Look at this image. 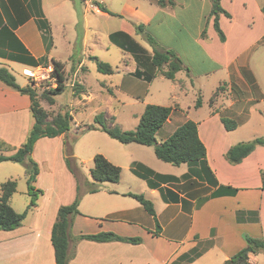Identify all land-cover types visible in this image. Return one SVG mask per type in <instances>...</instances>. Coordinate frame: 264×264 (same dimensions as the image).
Here are the masks:
<instances>
[{
  "label": "crops",
  "instance_id": "obj_1",
  "mask_svg": "<svg viewBox=\"0 0 264 264\" xmlns=\"http://www.w3.org/2000/svg\"><path fill=\"white\" fill-rule=\"evenodd\" d=\"M95 2L118 18L131 21L130 25L122 22L118 32L129 36L127 42L121 39V44L132 51L138 61L141 52L148 57L152 49L136 43L134 24H142L162 50L177 56L188 73L181 70L170 80L169 92H175L174 97L176 91L184 94L189 88L196 95L201 94L203 79L213 81L212 95L220 86L225 87L224 93L213 97L200 116L191 117L193 106H181L179 101H174L169 119L156 134V140L163 142L184 122L196 123L216 185H211L203 172L201 178L189 173L186 164L173 166L156 157L157 160H146L148 156L140 148L145 146L131 143L125 145L128 150L118 148L111 156L103 154L108 162L121 169L120 179L118 183L100 184L97 192L81 197L79 214L71 222L69 250L74 256L68 264H229L235 254L246 248L243 236L264 239V190L260 177L264 171V146L255 147L237 165L229 164L224 157L237 143L264 139V14L261 11L264 0H220L221 8L229 15H218L223 41L214 29L211 0H171L172 4L163 0L161 5L157 0H0V68H6L15 77L12 71L15 66L22 70L36 67L16 61L12 56L27 55L39 62V66L54 60L63 64L66 73L73 74V82L67 88L77 83L83 87L80 96L87 94L79 82L80 73L86 70L85 63L83 59L74 58V36L67 34V28L75 27L77 16L81 17L77 12L79 4L86 27L93 19L98 22L111 17L101 12ZM39 18L48 23L51 39L39 28ZM174 25L178 26V31ZM90 29L95 27L92 25ZM166 31L175 42L162 41L161 32ZM81 40L83 52L85 36ZM133 62L134 66L131 61L130 66L134 69L125 65V73L136 81L117 88L127 98L140 99L146 97L149 90L138 94L137 89L151 88L155 80L165 77L156 74L152 82L146 81L144 75L137 79L135 72L140 67L135 59ZM15 81L20 87L28 84L26 77L22 82L15 77ZM127 85H131L132 92L127 91ZM233 89L240 95H229ZM204 106L201 99V106L194 110L198 112ZM66 112L71 116L70 110ZM103 114L112 119L106 112ZM222 118L234 121L236 128L225 130ZM32 124L29 96L0 81V141L10 149L4 155L14 153L25 142ZM167 125L171 127L160 134ZM71 126L80 127L73 119L69 130ZM66 135L41 138L35 143L32 159L38 167L33 184L36 205L21 226L12 231H0V264H55L52 226L58 209L71 204L77 190L76 180L65 162ZM136 163L155 174L178 180H155L157 187L150 188L131 173ZM2 165H8V172L21 176L18 178L26 183L21 165L12 162H2L0 167ZM6 178L9 179L0 181V185L14 179L12 174ZM201 191L209 194L201 196ZM24 193L28 196L13 194L9 199L16 213H22L31 201L28 191L24 189ZM128 194L142 195L149 200L155 217ZM98 233L139 238L141 242L99 243L74 239ZM248 257L249 264H258L251 253Z\"/></svg>",
  "mask_w": 264,
  "mask_h": 264
},
{
  "label": "trees",
  "instance_id": "obj_2",
  "mask_svg": "<svg viewBox=\"0 0 264 264\" xmlns=\"http://www.w3.org/2000/svg\"><path fill=\"white\" fill-rule=\"evenodd\" d=\"M157 3L161 5L163 4V0H157ZM168 3L172 4L171 0H168ZM211 3L214 29L220 40L223 41L224 35L218 25V15L221 13L225 14L227 17H229V15L221 8L220 0H211ZM93 4L101 12L116 16L109 12L103 5L96 2ZM261 11L264 14V6L261 8ZM37 24L39 28L44 31L45 37L51 39L48 23L43 18H39ZM135 32L136 34L141 35L143 40L152 49V56L150 58L151 65L157 70L165 64L168 65V69L162 74L163 77L173 81L177 72L185 70L188 73V70L183 67L177 56L171 51L162 50L155 39L145 31V27L142 24L135 26ZM124 37L127 38L126 40H129V36L117 32L110 35V40L116 42L121 48L126 49L125 46L121 44V39L118 40V38L124 39ZM12 59L30 67L39 66V62L33 60L27 55L12 56ZM96 64L97 72L104 75L113 74V69L110 65L100 61H96ZM47 65L49 64L44 63L42 66L46 67ZM50 65L53 67L51 77L55 81V88L46 93L44 92L42 99L48 105H53L55 102L54 98L63 94L67 86L70 84V82L68 83V79H70L71 76L64 73V66L60 62L52 60ZM135 75L141 77L143 76V73L136 71ZM155 75L156 74L154 73L143 77H145L146 81H150ZM0 81L19 93L29 96L30 112L33 118V124L25 142L18 149L14 150V153L4 155V153L10 151V149L5 143L0 141V163L12 162L23 167L28 193L31 197V201L26 209L22 213H16L9 205V199L16 192V182L13 180H7L0 185V231H12L21 226L28 212L36 205L37 194L35 193L33 184L38 175V167L32 159V152L35 143L41 138H55L67 134L72 118L69 112H64L62 114L58 113L48 120L46 111L41 107L40 101L37 99L36 89L33 88L31 84L20 87L16 83L15 77L6 68H0ZM76 89H79L75 90L74 88V93L76 94L83 91V87L80 85H78ZM200 106L201 97L199 96L195 102V108H199ZM171 111L172 109L170 107L147 105L139 119L137 127L132 131H123L117 125H106L103 122L104 114L102 113L95 117V123L100 127H92L91 129L100 130L110 139L123 145L134 143L145 147H151L155 157L159 161L173 166L186 164L189 167V173L201 178L203 172L209 183L211 185H216L215 181L211 178V172L206 163L205 148L198 137L196 123L188 120L180 125L165 141L158 142L156 140L157 132L169 119ZM221 122L227 131H232L236 128V123L230 119L222 118ZM257 146H264L263 138H255L248 142L237 143L228 149L224 156L225 160L231 165H237L241 163L242 160ZM67 149L69 152V145L67 146ZM93 164V168L90 171L93 182L88 183L89 187L83 192H81L79 186H77V193L74 201L69 205L61 206L57 211L56 220L51 230V244L54 251L55 264H68L74 256V253L69 250L70 228L73 217L79 214L78 205L82 195L97 192L99 190V185L102 183L119 182L121 169L108 162L102 155H95L93 157ZM66 165L72 175L78 178L76 173L77 169L71 153L67 156ZM131 172L144 180L150 188L157 187L155 180L161 182H175L178 180L172 176L155 174L152 170L139 163L133 165ZM260 177L261 189L264 190V171L261 172ZM229 190L230 189L228 188V191ZM232 192L234 191L232 190ZM128 195L140 203L150 216L155 217L153 205L149 200H146L142 195ZM157 227L159 228L158 225ZM243 238L246 243V248H250L251 254L258 252L264 253V239H253L247 236H243ZM74 239L75 241L88 240L99 243L118 241L139 244L141 242L139 238H122L113 233L80 235ZM250 253H248L245 248L242 249L229 260V264H249L248 256Z\"/></svg>",
  "mask_w": 264,
  "mask_h": 264
},
{
  "label": "rangeland",
  "instance_id": "obj_3",
  "mask_svg": "<svg viewBox=\"0 0 264 264\" xmlns=\"http://www.w3.org/2000/svg\"><path fill=\"white\" fill-rule=\"evenodd\" d=\"M77 11L81 14V17L77 16L75 20V27L73 26L67 28V34L71 35L72 37L74 36L73 42H75L73 46L75 48L72 51L74 58L78 57V59L84 60L86 70L83 73H80L79 82L83 84L87 94L80 96V93H74V88L75 90H79L76 89L78 85L77 83H75L74 87L66 88L63 94L54 98L55 102L53 105H48L42 99V95L44 94V92L46 93L49 90H53L55 88L54 80L50 78L48 80L41 81L38 80L37 76L36 78L31 79L24 75L23 77L21 74L22 68L20 66L13 67L12 71L19 82H22L26 77L28 79V84H31L33 88L36 89L37 99L45 108V111L48 115V120L53 118L58 113L62 114L70 110L73 122H76L80 125L79 129H73V126H71V130L67 132V135L64 138V151L65 162L69 153H71L72 156L73 153L77 154L73 156V160L77 169L76 173L78 175V178H76L74 175L73 177L75 178L76 184L77 186H79L80 191L83 192L87 189V187H89L88 183L93 182L90 171L94 165L93 157L95 155L99 154L105 157L103 154L111 156L112 154L116 153L118 148L128 150V147L118 143L115 140L110 139L102 131L91 129L92 127H100L95 123V117L97 115L106 112L108 116L112 117V119H110L109 117L106 118L104 116L103 122L105 124H107L108 126L117 125L123 131H132L137 127L139 117H141L147 105H157L163 107L169 106L170 108H173L174 101H179L181 106H193L195 108V102L200 96L202 101H204L205 103L204 109L197 112L193 108V110H191V117H195L198 115L200 116L207 109L208 102H210L211 104V99L213 97L219 96L220 93H224L225 87L220 86L215 94L212 95V93L214 92L212 88L213 81H211L210 79H203L201 94L198 93V95H196V92L192 88H189L188 91L184 94L176 91L177 95L174 97L173 94L175 92L171 94L169 92L172 88V82L167 78H159L152 83L151 88H146V86H143L142 88L137 89L138 94L144 93V91L149 90V94L146 95V97H140V99L127 98L117 87L120 85H124L123 87H126L125 84L132 82V80L135 82L136 79H134L133 76L126 77L125 65L134 69L133 66L135 62L133 61L135 59L138 67L141 68V70L139 68V71L144 72V76H148L154 73L162 75L163 72L168 69V65L165 64L157 70L151 65L150 56H152V54L148 57H145L144 52L143 54L141 52V56L139 55L138 61L136 59V55H134L132 51L127 50V48L126 51L125 49L118 46L116 42L110 40V35L118 32V29L121 27L122 22H128L129 25L131 24V21L129 19H120V17L118 18L117 15V17L110 15L111 17H109L108 19L102 18L99 19L98 22H96L97 20L93 19L90 25L86 27L82 20V7L80 6V4L79 6H77ZM92 25L95 27V29H90ZM136 25L138 24L133 25L134 29ZM174 29L178 31L179 28L177 25H174ZM136 35V43H140L144 48L149 47V45L143 40L141 35ZM161 35L163 38L162 41L166 43L175 42L170 39L169 31L161 32ZM83 36H85V46L82 52L81 39L83 38ZM120 39L126 41L127 38H118V40ZM92 59L110 65L113 69V74L104 75L97 72L96 61H92ZM130 61L133 66H130ZM64 73H66V71ZM66 74L71 76V78L68 79V83L71 82L72 84L73 74L70 72H67ZM136 78L138 79V76H136ZM151 80L153 81V79ZM127 89V91H133L131 85H127ZM229 95L238 96L240 95V93L237 91V89H233V93H230ZM170 127V125H167L164 130L160 131V134H162ZM67 144L69 145V152L67 149ZM140 148L141 150H144L143 153H146V155L148 156V159L145 158L146 160H149V158L157 160L151 148ZM7 168L8 165H2V167H0V181L9 179L6 177H8L9 174H12L14 178L12 180L16 181V183L18 184V191L14 193V196H28L26 195V193H24V189L25 192L28 191L26 186L27 184L23 179L18 178L21 176H14L13 172H8ZM126 173L127 172H124L125 175ZM128 175L132 177L130 173H128ZM208 194V191H201L200 195L207 196ZM247 249L248 248H245V250ZM262 254L264 253L258 252L252 254V257L258 260V264H263Z\"/></svg>",
  "mask_w": 264,
  "mask_h": 264
},
{
  "label": "built area",
  "instance_id": "obj_4",
  "mask_svg": "<svg viewBox=\"0 0 264 264\" xmlns=\"http://www.w3.org/2000/svg\"><path fill=\"white\" fill-rule=\"evenodd\" d=\"M53 72V67L52 65H47L46 67L39 66L36 68H24L22 70V75L28 77V78H38V80H48L52 79L51 74ZM54 80V79H52ZM55 82V81H54Z\"/></svg>",
  "mask_w": 264,
  "mask_h": 264
},
{
  "label": "water",
  "instance_id": "obj_5",
  "mask_svg": "<svg viewBox=\"0 0 264 264\" xmlns=\"http://www.w3.org/2000/svg\"><path fill=\"white\" fill-rule=\"evenodd\" d=\"M92 61H96L95 59H92ZM248 253H250V248L246 250Z\"/></svg>",
  "mask_w": 264,
  "mask_h": 264
}]
</instances>
